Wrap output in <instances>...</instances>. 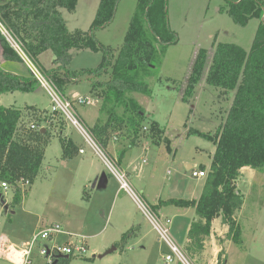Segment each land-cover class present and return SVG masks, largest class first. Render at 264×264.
Segmentation results:
<instances>
[{"label": "rangeland", "instance_id": "1", "mask_svg": "<svg viewBox=\"0 0 264 264\" xmlns=\"http://www.w3.org/2000/svg\"><path fill=\"white\" fill-rule=\"evenodd\" d=\"M262 1L263 16L260 19L252 17L243 24H237L229 16L224 0H165V22L158 17L155 18L156 23L153 19L149 23L158 32L157 37L151 40L154 48L150 59L152 69L150 76L145 79L151 94L135 95L146 115L143 126L156 122L162 128V138L156 143L147 134L141 133L138 141L130 146L128 140H120L115 134L106 151H103L118 171V158L115 159L117 153L124 165L129 163V174L122 173L130 189L143 204L147 207L148 204H163L161 207L165 208H160L159 216L162 220H170V237L183 251L187 229L196 217L193 209L177 208L168 202L200 199L205 178L193 179L186 165L193 169L203 168L207 174L215 147L194 132L213 134L220 123V116L233 97L232 94L226 99L221 97L217 90L205 83L204 76L190 100H182L183 91L199 50L207 51V66L218 44H233L245 51L250 50L260 24L264 23ZM98 5L99 0H78L73 13L61 10L68 29L88 31ZM137 12L138 0H117L112 21L93 31L98 43L112 51V63L120 52ZM39 60L45 71L52 67L44 57ZM100 63V54L81 51L73 54L67 68L68 73L78 75V80L66 88L68 100L75 95V98L95 102L94 106H73L76 117L89 133L98 119H102L98 114V100L96 93L91 91V83L105 81L107 76L97 80L88 73L80 75V72L92 70ZM0 69L30 76L24 64L18 61L0 59ZM40 73L57 89L50 77L43 71ZM33 87L29 93H7L0 97V106L23 110L22 125L44 130L49 137L35 181L28 185L21 182L16 187L10 185L6 192L0 187V238L9 240L6 245L14 243L20 249L47 223L65 220L75 226L77 220L80 222L85 219L89 223V231L86 232L96 236L87 241L89 248L86 254L72 257L69 264H166L163 257L167 254V248L158 241L157 234L143 213L125 191L119 190L121 192L116 195L119 184L99 157L62 113L52 112L58 114L51 116L52 103L47 93L35 81ZM59 137L71 140L77 148L83 145L85 155L76 153L70 159H63ZM90 171L105 173L109 180L107 188H92ZM236 187L243 197V205L235 213L240 228V243L230 240L227 237L228 228L221 225L219 218L214 219L211 223L212 236L206 239L203 252L190 259L193 264H264V174L246 168L236 180ZM15 190L26 193L18 206L12 203ZM141 191L143 194H140ZM115 195L118 199L113 204ZM120 202L130 214L128 220L118 218L117 207ZM120 232H123L122 235L129 233L123 245L122 236L118 234ZM220 232L221 235H218ZM113 237L118 239L116 248L110 246L101 252L93 251ZM141 237H144L143 241ZM111 248L115 250L104 255ZM4 252H8V257H1L0 264H15L18 258L15 252L7 251V248ZM99 255L104 256L98 258ZM32 264L47 262L34 250Z\"/></svg>", "mask_w": 264, "mask_h": 264}, {"label": "trees", "instance_id": "2", "mask_svg": "<svg viewBox=\"0 0 264 264\" xmlns=\"http://www.w3.org/2000/svg\"><path fill=\"white\" fill-rule=\"evenodd\" d=\"M77 1L0 0V23L36 68L53 80L66 99V88L78 80L77 74L67 71L73 54L81 51L100 54L101 63L92 70H83L80 75L88 73L97 80L107 76L105 81L91 83L102 119H98L90 133L103 151H106L115 134L120 140H128L130 146L138 141L141 133L157 143L162 138V128L153 121L147 127L143 126L146 115L135 95L151 94L145 79L152 69L150 59L154 48L151 40L157 37L158 32L149 23L151 19L156 23L155 18L158 17L165 22V0H138V12L113 63L110 61L112 51L98 43L93 31L112 21L117 0H99L89 30L71 31L61 10L73 13ZM224 1L229 16L237 24L263 16L262 0ZM0 48L5 61L21 62L1 34ZM48 53L50 55L47 56ZM207 56V51H198L182 100L192 98L203 76L205 83L217 90L221 97L226 99L230 94L233 97L213 134L194 132L215 147L200 199L168 202L174 207L194 211L196 219L189 226L184 246L189 259L203 252L205 241L211 234V223L217 218L221 225L228 228L227 237L234 243H240V228L235 213L241 209L243 197L237 191L236 180L243 168L264 174V23L260 24L249 51L233 44H218L208 66ZM40 57L52 64L49 70L45 71ZM33 81L31 75L21 76L0 69V97L7 93H29L34 88ZM22 113L20 108L0 106V184L13 187L21 182L32 184L35 181L49 139L45 131L22 125ZM53 114L58 113L51 111V116ZM58 139L63 159H70L78 153L71 140ZM199 170L204 171L203 168ZM25 195L15 190L13 205H20ZM128 235H122V245ZM71 259H60L56 264H69Z\"/></svg>", "mask_w": 264, "mask_h": 264}, {"label": "built area", "instance_id": "3", "mask_svg": "<svg viewBox=\"0 0 264 264\" xmlns=\"http://www.w3.org/2000/svg\"><path fill=\"white\" fill-rule=\"evenodd\" d=\"M0 34L8 43L10 48L17 54L20 61L24 64L34 81L41 87L43 91L47 93L52 103L51 111L62 113L68 123L78 130L87 146L91 148L97 157H99L105 168L108 169L109 173L118 182L119 188L129 195V197L136 204L137 208L146 217L151 227L157 234L158 241H161L167 248V254L163 257V261L166 264H193L183 249L178 248L172 241L168 228L170 220H162L160 216L156 215L149 206L147 207L145 204H143L138 195H136L130 189L122 171L117 170V167L113 161L103 153V150L96 143L92 135L83 127L80 120L76 117L73 107L74 105L94 106L95 102L86 98H75L76 96L70 100L63 98L58 93L57 89L52 85V83L48 81L31 62V60H29V58L20 48L19 44L1 23ZM79 153L83 154V150H79ZM190 174L193 179L206 178L207 175L205 171L202 170H191ZM26 185L28 184L26 183ZM0 187L4 192L8 190V185L6 183H1ZM61 235L74 238V240L83 239L79 236L65 234L58 224H53L34 233L28 242L22 244L20 249H17L16 245L10 243L9 245L5 244L6 246L4 245V248L0 246V249L5 250V248H7V251L15 252V254L18 256V264H32V253L34 250H36L38 256L44 259L47 264H53L55 261L57 263L64 256L68 258H78L83 257L86 254V248L83 243H81V241L79 243L74 242L68 244H62L58 242L57 238ZM12 246L14 247L13 249ZM6 255L8 256V252Z\"/></svg>", "mask_w": 264, "mask_h": 264}, {"label": "crops", "instance_id": "4", "mask_svg": "<svg viewBox=\"0 0 264 264\" xmlns=\"http://www.w3.org/2000/svg\"><path fill=\"white\" fill-rule=\"evenodd\" d=\"M73 30H77V29H73ZM0 59H2V61H5L3 58H2V55H1V48H0ZM49 59H50V57H49ZM8 62H10V61H8ZM21 76H25V75H23V74H21ZM73 98L75 97V95H73L72 96ZM75 141V140H74ZM111 147V146H110ZM78 150H85L84 148H83V145L81 146V147H79L78 148ZM92 152V151H91ZM116 152V151H115ZM93 153V152H92ZM108 153V152H107ZM78 154H79V152H78ZM109 154V153H108ZM79 155H85V151L83 152V154H79ZM78 156V155H77ZM76 156V157H77ZM109 156L111 157V154H109ZM118 158V160H117V165H118V167L120 168V170H122V172H124V173H127V174H129V167H130V165H129V163L128 164H126V165H124L123 164V162H122V157H119V154L117 153V156L115 157V159H117ZM186 168H187V170H189V171H191V170H199V169H193L190 165H186ZM244 169H246V168H243L241 171H243ZM90 178L92 179V180H94L95 178H98L99 176H100V174H99V171H90ZM108 183H109V180L107 179V183L105 184V186L104 187H102V188H100L99 190H101V189H104V188H107V186H108ZM203 187V186H202ZM119 190H121L120 188H119V186H118V188H117V191H116V195H117V193L118 192H121V191H119ZM202 190V189H201ZM123 191V190H122ZM140 194H143V191H141L140 192ZM116 195H115V197L113 198L114 199V201H113V204H116L117 202V200L116 199H118V197H116ZM102 199V198H101ZM149 206H150V208H151V210L156 214V215H158L159 216V212L161 211V209L160 208H165V207H161V205H163V204H155V205H150V204H148ZM118 208V218H120L122 221H125V220H128V218L130 217V214H129V212H126V210H125V208H124V204L122 203V202H120L119 203V206L117 207ZM157 208H158V210H157ZM188 209H191V208H188ZM87 216V215H86ZM177 216H180V214H177ZM89 217V216H88ZM181 217V216H180ZM93 219V218H92ZM82 221H80V222H78V220H77V224H75V226H72L70 223H68L67 221H65V220H62L60 223L58 222V223H56V222H51V223H47L46 224V226L45 227H47V226H49V225H53V224H58L59 226H60V228H61V230L65 233V234H68V235H75V236H79V237H81V238H83L82 240H80V239H75L74 240V238H71V237H68V236H66V235H61V236H59L58 238H57V240H58V242H60V243H62V244H68V243H79L80 241H81V243H83V245L85 246V248H86V251L88 250V248H89V245L87 244V241L88 240H90V239H92V238H94L95 236H96V234H93V233H87L86 231H89L88 230V225H89V223H87V220H83V219H81ZM191 224V223H190ZM97 225H98V222H97ZM190 226V225H189ZM44 227V228H45ZM188 230H189V227H188V229H187V232H188ZM122 233L123 232H120V233H118L119 235H121L122 236ZM221 233L222 232H220L218 235H221ZM214 234V233H213ZM118 235V236H119ZM187 236V235H186ZM210 236H212V234H210ZM60 238H63V239H60ZM143 238L144 237H141L140 239L143 241ZM117 240L118 239H114V237L112 238V239H107L102 245H100L99 247H97V248H95L93 251L94 252H101V251H103V250H105L106 248H110V246H114L115 247V244H116V242H117ZM7 242H9V240L8 239H6V238H0V246H4L5 244H7ZM186 242H187V240H186ZM10 244H14V243H10ZM186 244V243H185ZM15 245V244H14ZM6 246V245H5ZM185 246V245H184ZM1 247V248H2ZM4 248V247H3ZM116 248V247H115ZM115 248H114V250H115ZM184 248V247H183ZM204 248H205V246H204ZM110 250V249H109ZM5 252L3 251V250H1L0 249V257H2V259L3 258H6L7 259V253L6 254H4ZM93 257H95V256H93ZM17 260H18V258H16V263H17ZM15 263V264H16Z\"/></svg>", "mask_w": 264, "mask_h": 264}, {"label": "water", "instance_id": "5", "mask_svg": "<svg viewBox=\"0 0 264 264\" xmlns=\"http://www.w3.org/2000/svg\"><path fill=\"white\" fill-rule=\"evenodd\" d=\"M42 132H44V130H42ZM106 183H107V176H106L105 173H102V174H100V176L98 178H95L93 180V182H92V188L100 189V188L104 187ZM1 203L3 205L5 204L3 198H1ZM113 250H114V248H111L104 255L111 253ZM104 255H99L97 257L98 258H102ZM61 259L66 260V259H68V257L64 256ZM53 264H56V261Z\"/></svg>", "mask_w": 264, "mask_h": 264}]
</instances>
